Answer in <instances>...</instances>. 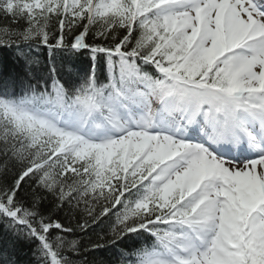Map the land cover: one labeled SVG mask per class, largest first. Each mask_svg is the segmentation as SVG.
Wrapping results in <instances>:
<instances>
[{"label":"snow or ice","instance_id":"6c2138e0","mask_svg":"<svg viewBox=\"0 0 264 264\" xmlns=\"http://www.w3.org/2000/svg\"><path fill=\"white\" fill-rule=\"evenodd\" d=\"M0 264H264V0H0Z\"/></svg>","mask_w":264,"mask_h":264},{"label":"trees","instance_id":"16d2710c","mask_svg":"<svg viewBox=\"0 0 264 264\" xmlns=\"http://www.w3.org/2000/svg\"><path fill=\"white\" fill-rule=\"evenodd\" d=\"M22 260H24V259H27V256H22V258H21Z\"/></svg>","mask_w":264,"mask_h":264}]
</instances>
